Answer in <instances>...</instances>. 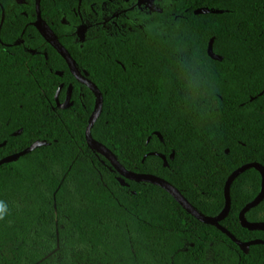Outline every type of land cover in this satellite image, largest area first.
I'll return each instance as SVG.
<instances>
[{"label": "trees", "instance_id": "1", "mask_svg": "<svg viewBox=\"0 0 264 264\" xmlns=\"http://www.w3.org/2000/svg\"><path fill=\"white\" fill-rule=\"evenodd\" d=\"M41 0L42 20L103 94L91 133L118 162L175 185L202 214L219 215L230 173L264 165V0ZM109 4L79 38L88 12ZM98 16V14H97ZM36 0H0V264H264L187 212L163 187L121 175L85 138L96 95L33 24ZM122 26V27H119ZM70 90V106L60 108ZM247 168L230 185L220 224L238 239L243 206L262 189ZM36 196L41 206L26 204ZM264 220V199L246 211ZM71 249L49 258L59 238ZM55 256V255H54Z\"/></svg>", "mask_w": 264, "mask_h": 264}, {"label": "water", "instance_id": "2", "mask_svg": "<svg viewBox=\"0 0 264 264\" xmlns=\"http://www.w3.org/2000/svg\"><path fill=\"white\" fill-rule=\"evenodd\" d=\"M40 1L36 0V19L34 21V25L40 32V34L48 41L50 42L57 50L61 53L63 58L68 64V67L71 71V73L75 76L77 80L80 82L86 84L91 90L94 91L96 95L95 105L94 108L88 118V122L85 128V138L89 145H91L93 148L101 152L114 166V168L124 177L132 179V180H140V181H147L155 183L161 187H163L167 192H169L176 200L177 202L191 215H193L198 220L206 223L211 224L219 228L223 233H225L233 242H235L244 252H247L250 245L253 244H264L263 239H253L249 241H242L238 239L232 232H230L226 227L220 224V221L225 218L231 207V199L229 194L230 185L233 182V180L240 175L244 170L250 167H254L258 169L262 175L263 184L261 191L248 203H246L243 208L241 209L239 213V218L241 224L249 229H260L264 230V220H258V221H248L245 217V213L250 208L258 205L263 199H264V165L258 162H248L245 164H242L241 166L234 169L230 175L228 176L225 185H224V198H225V205L222 210V212L217 216H208L204 215L201 212H199L190 202L189 200L184 196V194L171 182L166 180L165 178L158 176L153 173H144V172H135L132 170H128L124 168L116 159L115 155L112 153V151L103 143L96 140L92 133L91 129L95 123V121L98 119L102 107H103V94L101 90L98 88V86L91 81L89 78H87L83 73L80 72V70L76 67L74 60L67 50V48L60 42L57 35L53 32V30L42 20L41 11H40ZM128 1V0H126ZM59 90L55 95L56 103L60 108H67L70 106V90L67 91V95L63 101H60L58 98ZM40 145V142L33 143L29 148H27L25 151L7 156L0 160V163L7 162L16 159L19 155L22 153L29 151L36 146Z\"/></svg>", "mask_w": 264, "mask_h": 264}, {"label": "rangeland", "instance_id": "3", "mask_svg": "<svg viewBox=\"0 0 264 264\" xmlns=\"http://www.w3.org/2000/svg\"><path fill=\"white\" fill-rule=\"evenodd\" d=\"M138 7L139 9H155V0H134L130 5V8ZM103 12L99 14L97 10L88 12L85 15V21L80 25L77 30V36L82 38L84 36L86 28L93 22H96L99 17H101L102 25L109 31L114 32L116 26H118L117 17L122 14V10L117 8L113 11H110L109 4H105L103 7ZM98 14V16H97ZM122 27V26H119ZM27 196V195H26ZM26 204L31 206H41V202L37 199L36 196L29 195L26 197ZM57 241L56 247L53 252L47 254L49 258H64L66 256V250L71 249L70 239L67 236H64L62 239ZM55 255V256H54Z\"/></svg>", "mask_w": 264, "mask_h": 264}, {"label": "clouds", "instance_id": "4", "mask_svg": "<svg viewBox=\"0 0 264 264\" xmlns=\"http://www.w3.org/2000/svg\"><path fill=\"white\" fill-rule=\"evenodd\" d=\"M8 214V206L5 202L0 201V220L4 219Z\"/></svg>", "mask_w": 264, "mask_h": 264}]
</instances>
